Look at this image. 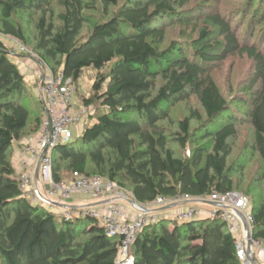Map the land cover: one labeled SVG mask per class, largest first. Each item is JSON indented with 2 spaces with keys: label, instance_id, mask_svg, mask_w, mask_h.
<instances>
[{
  "label": "trees",
  "instance_id": "obj_1",
  "mask_svg": "<svg viewBox=\"0 0 264 264\" xmlns=\"http://www.w3.org/2000/svg\"><path fill=\"white\" fill-rule=\"evenodd\" d=\"M102 22L88 11L96 0H0V35L28 45L20 17L34 25V52L53 74L59 71L77 82L84 71L101 73L84 105H98L92 124L70 143L52 152V180L61 183L73 173L99 176L129 189L139 205L157 198L235 192L234 171L228 165L230 141L242 124L253 129L256 152L264 167V48L260 41L241 43L231 23L219 12L207 20L223 42L209 41L210 31H197L201 15H184L191 0H98ZM57 8L58 12H55ZM115 9V11H114ZM191 28L197 37L189 45H165L167 23ZM87 31L85 32V30ZM253 62L249 93L234 108L217 87L211 67L234 56ZM0 42V264H116L120 239L109 238L97 220H65L36 204L20 188L12 165L16 144L35 135L40 115L24 102V75ZM106 83V87L103 88ZM159 83V85H158ZM196 97V110L180 120L173 135L160 124L172 108ZM41 114L44 106L41 102ZM88 118V119H89ZM198 124V133L191 129ZM176 143L189 155L179 158ZM93 166V170H89ZM252 237L264 242V197L254 206ZM133 264H243L235 238L219 215L207 221L180 225L162 219L145 227L129 249Z\"/></svg>",
  "mask_w": 264,
  "mask_h": 264
},
{
  "label": "rangeland",
  "instance_id": "obj_2",
  "mask_svg": "<svg viewBox=\"0 0 264 264\" xmlns=\"http://www.w3.org/2000/svg\"><path fill=\"white\" fill-rule=\"evenodd\" d=\"M127 1L128 0H119V5L124 4ZM96 3L98 5L96 10L88 11L86 13L93 21L102 22L105 18L100 12L101 7L98 0H96ZM182 11V14L184 15L189 16L192 14L195 15V17L198 15V12L201 13L196 19V24H194V26H196L197 31L208 29L210 33H212L209 38L211 43L220 44L223 42L218 34V30L207 20L209 15L219 12L231 23V27L233 31L236 32L241 43L252 44L254 41H260L262 43V48H264V0H191L190 4ZM55 12H58L57 8H55ZM20 19L22 20L25 35L28 39V45H24L26 50H21L20 46L23 44L12 40V38L9 37H3L0 35V42L11 52V60H13V55L15 53L24 58L22 59L23 63L21 67V70L24 73L23 75L26 86L24 102L27 103L34 112L40 115L41 120L43 116L41 114L42 108L40 107L39 102L44 106V98L41 93L44 76L41 72H45V76L55 74H53L47 66L45 67L41 63L38 55L33 50L36 41L34 25L29 22L27 16H22ZM176 19L177 18H175L170 25L167 23V39L165 45L175 42L181 46L183 45L187 47L186 45L192 43L197 37V34L192 33V30L194 29L193 27L188 29L179 26ZM86 31L87 29L85 32ZM109 70L110 66L102 70L100 74L94 70H86L83 72L80 79L76 83L74 82L76 89L75 96L72 100L74 110L80 106H85L83 103L84 100L92 96L93 83L100 76L106 77ZM253 71V62L245 55L231 57L225 62L215 64L211 67V75L222 96L226 98L233 107L232 110L240 107V105L234 103V100L238 97H245V95L249 93L248 91L253 79ZM105 87L106 83L103 88ZM88 108V118L93 114H96V110L99 113L97 104ZM191 110L198 111L201 116L205 118L203 109L198 100L196 97L191 96L188 101L176 104L171 110L170 120L162 122L160 126L166 129L168 136L173 135L177 130V123L180 120L189 117ZM88 118H84L79 124L71 128L72 140H75L80 134H82L86 127H89L92 124V121ZM191 125L193 133H198L196 132L198 131L197 122L192 121ZM34 137H36V134L27 135L25 136L24 142L34 139ZM253 143V129L247 123L242 124L238 128L237 136L230 141V144L232 145V153L228 158V165L232 166L235 173L234 181L236 186H240V189H236L235 193L247 195L255 206L260 198L264 197V167L258 154L252 149ZM21 146L22 145L19 143L16 144L18 149L16 148L17 151H14V155L18 152ZM192 146L193 144L189 143L187 149L184 151L181 150L176 143L171 142L170 144L171 149L179 158L187 157L189 155L188 151ZM12 165H14L13 160ZM89 170H93V166H90ZM44 178L47 179L48 175L45 174ZM125 188L129 190L126 186ZM74 197L75 196L71 195L66 203L72 201ZM29 198L32 201L31 195H29ZM122 205H126V203H123ZM126 206L130 209V213L137 212L134 209H131L128 205ZM183 206L186 207L184 208ZM146 208L148 209L147 216L151 217V220H156V222L154 221L150 225L155 224L162 219L177 222L179 225L184 221L192 220L204 222L211 218L210 213L214 210L209 205L207 199L187 202L182 197L178 199H166V201L163 202L146 205ZM190 208L195 212H193L190 220H185L184 215ZM169 211L172 213H169ZM70 214L73 216L72 213ZM60 216H62L61 213Z\"/></svg>",
  "mask_w": 264,
  "mask_h": 264
},
{
  "label": "built area",
  "instance_id": "obj_3",
  "mask_svg": "<svg viewBox=\"0 0 264 264\" xmlns=\"http://www.w3.org/2000/svg\"><path fill=\"white\" fill-rule=\"evenodd\" d=\"M20 47L21 50H26L23 45ZM41 63L46 67L42 61ZM41 73L44 76L41 89L44 98V116L36 137L24 142L15 156L20 165L18 173L20 188L29 195L32 194L36 204L46 206L48 209H53L73 194H85L95 200H107L106 206L99 209H80L76 213L77 217L97 220L107 237L120 239L116 264H133L134 259L129 255L131 245L138 233L156 220H151V217L147 216L146 205L132 203L133 199L129 191L99 176L85 177L73 173L71 179L61 183L52 180V152L57 147L72 141L71 128L84 118H88L89 108L80 106L74 110L72 100L76 89L71 78H66L62 72L50 76H45L46 73L43 71ZM28 158L34 162L32 170L27 164ZM38 164L39 172L48 175L47 188L42 191L38 187V181L35 180V169ZM182 198L187 202L202 200L188 196ZM163 201H166V198H157L154 203ZM207 201L216 207V212L210 214V217L218 214L220 220L226 223L228 232L235 238L238 260L243 264H249L250 260L264 264V242L254 240L252 237L253 217L249 199L235 192H227L213 193ZM122 203L137 211L136 215L126 218ZM193 212L195 211L190 208L184 215L185 220H190ZM70 213L66 210L62 214L66 221L71 218ZM243 221L247 224V229L244 228Z\"/></svg>",
  "mask_w": 264,
  "mask_h": 264
},
{
  "label": "crops",
  "instance_id": "obj_4",
  "mask_svg": "<svg viewBox=\"0 0 264 264\" xmlns=\"http://www.w3.org/2000/svg\"><path fill=\"white\" fill-rule=\"evenodd\" d=\"M22 59H24V58L21 55H18L17 53H15L13 55L12 61L17 65V67L19 68L21 73L24 74L23 71L21 70L22 63H23ZM16 148L17 147L15 146L14 151L16 150ZM15 156H16V154L13 156L12 160L14 162L13 166H14L16 175L18 176V173L20 172V165H19V162L16 160ZM26 161H27V164L29 166V169L32 170V168L34 167V162L29 158ZM35 172H36V169H35ZM44 177H45V174H42L40 172H39V177L38 178L35 177V180L38 181L37 184H38V187L40 188L41 191L44 190L45 188H47V182H48L47 180L48 179H45ZM31 196H32V194H31ZM73 196H75V197L72 199V201L66 203L67 202V200H66L62 203L57 204L53 209H50V210H52L53 212H55L59 215H60V213L63 214L66 210H69V211H71V213L73 215L72 217H77V214H76L77 211H79L82 208H97V209H99L101 207L106 206V203H107V200H95V199H92L90 196L85 195V194H73ZM33 198L34 197L32 196V202L36 203V199L35 198L33 199ZM209 205L214 209L213 211H211L210 214L216 212V207L212 204H209ZM123 206H124L123 213H124V216L126 218H129V217L136 215V213H130L129 212L130 209L126 205H123ZM183 207L185 208L186 206H183ZM152 211H153V209H152ZM169 213H172V212L169 211ZM166 214H168V213H166Z\"/></svg>",
  "mask_w": 264,
  "mask_h": 264
},
{
  "label": "water",
  "instance_id": "obj_5",
  "mask_svg": "<svg viewBox=\"0 0 264 264\" xmlns=\"http://www.w3.org/2000/svg\"><path fill=\"white\" fill-rule=\"evenodd\" d=\"M35 177L38 178L39 177V164L37 165L36 167V172H35ZM132 203H135L134 201H132ZM209 204H212V203H209ZM213 205V204H212ZM239 217L242 219L241 215L238 214ZM243 226L245 229H247V224L243 221ZM249 264H257L254 260H250L249 261Z\"/></svg>",
  "mask_w": 264,
  "mask_h": 264
}]
</instances>
